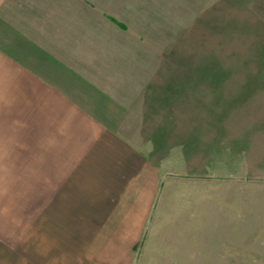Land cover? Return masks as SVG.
I'll list each match as a JSON object with an SVG mask.
<instances>
[{
    "label": "crops",
    "instance_id": "0c3cea01",
    "mask_svg": "<svg viewBox=\"0 0 264 264\" xmlns=\"http://www.w3.org/2000/svg\"><path fill=\"white\" fill-rule=\"evenodd\" d=\"M99 11L90 0H0V204L17 210L0 216V243L17 240L24 257L33 229L34 264H43L42 234L48 264H132L161 190L154 160L122 134L119 41L91 36ZM178 91L177 122L193 113L196 123L188 135L179 126V169L216 179L235 164L245 179V123L235 138L227 116L197 126L196 106ZM187 231L201 242V228Z\"/></svg>",
    "mask_w": 264,
    "mask_h": 264
},
{
    "label": "rangeland",
    "instance_id": "374dc122",
    "mask_svg": "<svg viewBox=\"0 0 264 264\" xmlns=\"http://www.w3.org/2000/svg\"><path fill=\"white\" fill-rule=\"evenodd\" d=\"M90 2L100 8L91 18H105L89 27L91 36L119 41L129 95L122 134L151 156L162 181L132 264H264V0ZM179 85L197 108V126L201 116H227L235 138L245 123V179L235 164L216 179L179 169V126L188 135L196 124L193 113L177 122ZM7 214L16 207L2 202L0 216ZM193 227L201 242L191 241ZM27 232L24 257L17 240L9 249L0 243V264H34L35 231ZM38 236V262L48 264L50 240Z\"/></svg>",
    "mask_w": 264,
    "mask_h": 264
}]
</instances>
